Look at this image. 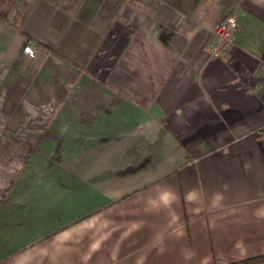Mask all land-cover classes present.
I'll return each instance as SVG.
<instances>
[{
  "label": "crops",
  "instance_id": "crops-1",
  "mask_svg": "<svg viewBox=\"0 0 264 264\" xmlns=\"http://www.w3.org/2000/svg\"><path fill=\"white\" fill-rule=\"evenodd\" d=\"M0 264H264V0H0Z\"/></svg>",
  "mask_w": 264,
  "mask_h": 264
},
{
  "label": "built area",
  "instance_id": "built-area-1",
  "mask_svg": "<svg viewBox=\"0 0 264 264\" xmlns=\"http://www.w3.org/2000/svg\"><path fill=\"white\" fill-rule=\"evenodd\" d=\"M237 20L235 16L228 15L219 21L213 27L211 40L209 43L210 52L217 54L221 51L228 50L231 46V33L233 28L236 26ZM25 51L29 54L34 53L32 46H25Z\"/></svg>",
  "mask_w": 264,
  "mask_h": 264
},
{
  "label": "rangeland",
  "instance_id": "rangeland-1",
  "mask_svg": "<svg viewBox=\"0 0 264 264\" xmlns=\"http://www.w3.org/2000/svg\"><path fill=\"white\" fill-rule=\"evenodd\" d=\"M217 24V23H216ZM215 26V25H214Z\"/></svg>",
  "mask_w": 264,
  "mask_h": 264
}]
</instances>
